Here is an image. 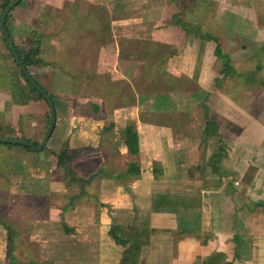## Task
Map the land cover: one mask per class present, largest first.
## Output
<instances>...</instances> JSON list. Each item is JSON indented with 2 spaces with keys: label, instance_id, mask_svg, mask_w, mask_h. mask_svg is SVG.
Segmentation results:
<instances>
[{
  "label": "crops",
  "instance_id": "0c3cea01",
  "mask_svg": "<svg viewBox=\"0 0 264 264\" xmlns=\"http://www.w3.org/2000/svg\"><path fill=\"white\" fill-rule=\"evenodd\" d=\"M10 1L0 0V13ZM80 1L87 5L78 4ZM46 12L50 19L41 21V14ZM101 16L107 17L106 22ZM33 23L43 33L49 34H44L46 42L42 41V62L31 65L29 71L53 99L56 122L41 150L0 143V168L11 174L21 169V161L23 167L28 165L35 169L47 166L49 172L54 169L55 153L64 142L63 138L58 144L54 140L63 137V132H69L68 126L74 122L68 118L73 104L84 105L82 100L70 104L68 99H62V93L57 96L58 93L52 91L55 77L62 81L64 79L59 75H67L69 92L79 99L84 90L100 94L102 84L109 90L119 85L129 89L126 75L131 76L130 68L123 69V78L117 84L111 85L115 81L111 82L109 78V83L106 79L96 84L97 88H94V73L99 78L110 73L109 67L114 68L117 62L120 65L119 62L135 60L136 54L143 52V48L149 46L154 51L159 47V53L153 57L154 67L145 66L144 57H141V75L144 66L154 71L151 92L167 93L170 101L164 107L152 101L144 111H150L152 107L165 114L181 108L186 111L197 109L203 127L195 138L190 133L181 134L178 139H174L177 134H173V130L177 129L174 126L176 119L172 121L171 128L168 117H165L167 122L161 120L152 128L155 133L151 137L161 146V149L156 148L159 158L153 160L160 163V172H154L153 165H150L143 171L141 168L140 174L143 173L153 187L164 183V189H176L171 193H159V196L170 194L182 198L188 205L185 220L190 228L193 225L195 231L192 234L182 233L173 210L151 209L149 220H146L155 231L143 247V262L202 264L211 254L221 252L232 264H264V0H21L8 13L5 22L15 46L29 42L28 33L36 28ZM57 26L65 28L59 36L60 42L54 34ZM101 26H105L103 33ZM133 27L147 30L150 34L143 37L133 31ZM73 36H76L75 42L70 41ZM48 42L57 45L56 56H47L43 44ZM7 47L0 30V136L37 143L42 140L49 125L46 120L49 108L21 79ZM127 47L131 48L129 55L124 51ZM165 47L169 49L163 54ZM218 47L229 58L220 56ZM91 54H97L93 70L82 68L83 73L78 74V66ZM49 61H63L67 69L77 61L79 69L76 73L65 70V75L60 69L52 67L53 63L49 64ZM103 62H109L108 66ZM163 71L177 81V85L172 82L171 90L164 89L156 80ZM178 77L193 82L194 86L186 90ZM65 83L64 80L63 85ZM137 89L135 94L140 92L142 95L143 87ZM183 93L186 99L181 100L179 97ZM188 98L192 101L191 105L185 103ZM130 99L123 97L120 107L113 106L115 117H118L116 110L126 113L127 107L134 106L128 102ZM87 101L88 115L95 116L103 111L106 100ZM139 102L140 106L143 102ZM205 110L209 111V118L219 121V136L203 135L207 116ZM79 117L77 113L70 116L71 119L76 118V122ZM124 119L125 122L130 121L128 117ZM110 122L114 123L113 135L110 136L112 145L117 149L125 148L118 145L120 128L125 123L121 126L115 118L105 125ZM115 127L119 128V138L115 136ZM101 142L105 143V138ZM218 153V157L214 156ZM163 156L167 157L166 160ZM95 163V168L83 170L82 174L75 173L87 176L98 168L97 160ZM50 180L59 181L51 177ZM124 183L128 184L126 180ZM153 201L152 197L151 203ZM119 258L120 254L110 264H116Z\"/></svg>",
  "mask_w": 264,
  "mask_h": 264
},
{
  "label": "rangeland",
  "instance_id": "374dc122",
  "mask_svg": "<svg viewBox=\"0 0 264 264\" xmlns=\"http://www.w3.org/2000/svg\"><path fill=\"white\" fill-rule=\"evenodd\" d=\"M78 4H82L83 6L87 5L86 2L81 1ZM101 18L106 22L107 17L101 16ZM42 19H50L48 12L41 14L40 20L42 21ZM33 26L36 27V24L33 23ZM34 29L43 35L49 34L43 33L38 27ZM54 30V34L58 36L57 39L60 42V37L63 31H65V28H58L57 26ZM132 30L139 32L143 37L150 34V32L147 33V30L140 28L133 27ZM30 31L28 33L29 40L32 36ZM57 39L55 40L58 41ZM75 40L76 36L70 37L71 42H75ZM42 41L46 42L45 40ZM42 41L41 45L43 43ZM43 46L48 53L47 56L50 55V57H53L58 54L56 53L58 52L56 44H50L48 42L47 44H43ZM64 49L68 52L66 46ZM64 49L62 48L61 51H64ZM168 49L165 47L163 54ZM218 50H221L220 56H224L225 59L229 58V55L221 48L218 47ZM124 51L128 55L131 54L130 47L124 48ZM156 53H159V47L154 48L153 51L148 46L143 48V52L140 51L136 54L135 60L132 58V60H126L125 63L119 62L120 65L117 62V65L114 64V68L113 66L109 67L111 70L108 73L109 75L106 73L98 78L94 73L96 76L93 80L95 88L96 84H101L106 79L107 83L110 80L112 82L114 79L115 82L110 83L111 85L117 84L123 78V69L130 68L131 76L127 77L126 75V80L130 82L127 81V85L130 87L129 89L128 86H124L125 88H123V85H119L109 90V88H105L102 84L100 94L95 93V91L89 92V90H84L79 94L80 99L69 92L70 87L68 80H66L67 75L65 72L70 71L76 73L79 69L78 67H80L78 74L83 73L82 68L93 70L95 60H97V54L86 56L87 58H84L82 60L83 62H81L83 64L78 67V62L76 61L70 69L65 67L63 61H49V64L53 63L52 67L55 66L66 75L64 77L57 73V76L62 77L66 83L63 85L64 80H57V77H55L52 91L58 93L57 96L63 94L62 99H68L70 104L74 103L75 100H82L84 102V105L80 103L73 104L71 114L68 115V118L74 122H69L72 123L68 126L69 132H63V137H57L54 140L55 144L61 142L60 139L63 138V141L66 140L68 147L73 150L77 148L86 149L87 152L85 155L75 156L73 158L71 168L74 172L82 174L83 170L88 171L95 168V160H97L98 168L104 164L105 170L113 173V176H110L111 178L108 176L93 178L86 185L85 193L81 195L79 194L80 190L78 187H67L62 179L52 182L50 180L52 175L47 170L49 169L47 166L32 169L28 165L23 167L20 161L19 168L21 169H17V172H10L11 174L0 168V264H11L9 259L10 246L12 247L11 252L14 254L15 260L21 263L32 260L36 264H42L44 262L49 264H110L117 258L121 251V246L116 245L108 236L107 231L110 224L114 222L124 226H134L141 224L143 220H149V214L153 207L152 204L158 198L159 193L176 190L172 188L164 189V183L159 184V186H151L148 183V179L143 177V173L130 175L125 178H118L116 176L124 172L130 162L134 161L138 163L143 171L144 167L149 168L153 164L155 158H159L156 148L159 147L161 149V146L154 141V137H151L155 133L153 132L155 129L152 128L159 121L163 120L167 122L166 118L168 117V123L170 124L168 126L171 128L173 126L172 121L176 119V125L174 126L177 129L173 130V134L177 135L174 139H178L179 137L177 136L181 134L190 133L195 138L196 134H199L203 127L201 115H199L197 109L186 111L185 108H181L176 110V112L165 114L159 113L158 110L155 108L152 109V107L151 112L144 111L152 101L155 104L157 102L162 104V107L167 106L170 101L169 95L152 93L151 89L154 86L150 84L155 80L141 75V57L143 56L145 58L147 55L154 57ZM108 63L103 62L105 66H108L106 65ZM144 63L146 62L143 61ZM45 65L43 64V66ZM119 68H121V71ZM159 76L161 77L159 78L157 76L156 80H164L165 84L166 79H164V76ZM109 78L111 79L109 80ZM178 81H181V85L185 86L184 88L186 90L194 86L193 82L190 83L186 79L180 80V77H178ZM165 85L164 88H167V86L171 87L167 83ZM141 86L143 87V94L141 95L138 92L133 99L128 100L131 103L130 105L134 106L127 107L126 113L123 110H116L118 117H115V108L113 109V106L120 107L123 104V97L130 98V89L135 92ZM67 91L69 93L65 94ZM144 95H146V98H144ZM99 98L100 100L101 98L106 100L104 101L103 111L95 116L88 115L90 110L88 109L89 102L87 100ZM180 98L181 100L186 99V94H180ZM141 100L143 107L141 106L142 104L139 106V101ZM185 103L191 105L192 101L188 98ZM156 111L158 112L156 113ZM73 113H77L80 116L78 122L75 121L76 118H70ZM124 116L128 117L135 124L139 133L140 150L137 154H130L125 148L117 149L115 145L113 146L109 142L110 136L112 135L102 131L103 126L111 119L116 118V122L121 123V126L129 122V120L125 122ZM23 119H27V117ZM114 132L116 138H119V128L115 127ZM102 138H105V143L101 142ZM113 149L116 150L113 151ZM1 158L2 155L0 154V160ZM163 158L166 160L167 157L163 156ZM96 171L92 172L95 173ZM92 172L90 173L92 174ZM124 180L128 184H125ZM165 181L170 182L169 180ZM167 196H169L168 198L171 197L170 194H167ZM152 197L154 201L151 203ZM71 199L73 203L69 204ZM64 226L72 228V230L67 231ZM181 226L186 228V220L182 219ZM9 236L11 238L10 245ZM143 253L142 251V256Z\"/></svg>",
  "mask_w": 264,
  "mask_h": 264
},
{
  "label": "trees",
  "instance_id": "16d2710c",
  "mask_svg": "<svg viewBox=\"0 0 264 264\" xmlns=\"http://www.w3.org/2000/svg\"><path fill=\"white\" fill-rule=\"evenodd\" d=\"M4 6L1 8L3 9ZM8 15L6 17L7 21ZM105 30V26H101L100 31L103 33ZM31 39L29 42L22 43L21 46H16L17 51L21 57L22 62L25 64V66L29 69L31 65L38 64L42 62V58L40 56L41 54V41L45 38V36L41 33H39L35 29H31ZM104 37L103 35H101ZM105 38V37H104ZM8 48V47H7ZM9 50V49H8ZM221 50H218V54H220ZM13 62L15 63L16 68L18 69L19 76L21 79L25 82L27 86L31 89V91L38 96L40 99H42L46 104V100L40 95L35 88L32 87L31 83L28 81L26 78L25 74L23 71L19 68V66L16 64L13 56L11 55ZM146 63L144 65L146 66L147 64L154 67V59L151 56H148L143 59ZM143 68V76L144 77H153L154 71H149L150 68L145 67ZM162 76H164L165 82L169 84L171 87L167 86V88H164L166 83L164 84V80H158L160 81V84L163 86L164 89L171 90L172 88V82L177 85V81L175 80L170 74H168L166 71H163ZM159 78L161 76H158ZM153 79V78H152ZM18 82H20V79H18ZM164 84V85H163ZM151 94V93H150ZM159 94H166L167 93H158ZM146 98V95H144ZM135 97V92L131 91L130 98L133 99ZM160 97V96H158ZM206 111V110H205ZM207 112V116L205 117L206 123H205V128L203 129V135L204 136H219V121L217 122L216 119L214 118H209V111ZM46 120H47V125L49 124L50 121V115H49V110L47 111L46 114ZM46 125V127H47ZM114 126L113 122H110L109 124L103 126V131L108 132L109 135L112 134V128ZM221 141V140H220ZM110 143H112L111 140H109ZM213 143V140L211 141ZM218 143V141L216 142ZM6 145H13V144H8L5 143ZM118 145L125 147L127 151L130 154H137L140 150V137L139 133L135 127V124L131 121L127 122L125 126L121 129V139L118 143ZM219 145V144H217ZM26 149H31L28 146H23ZM217 149L220 151L222 150L219 146H217ZM86 151V149H71L68 147L67 141H64L61 145V148L57 153H55L56 157V164L54 166V169L51 172L52 179L60 180L62 179L65 182V185L67 187H78L80 190L79 194H84L85 193V187L87 184L90 183V181L99 176H113V173L107 172L105 170V165L102 164L99 169L92 174H89L87 176H81L78 175L74 172V170L71 168V162L75 156H78L79 154H82ZM220 154H216L214 156L218 157ZM153 169L155 170L154 172H160V163L157 161H154L153 164ZM141 173V168L138 163L136 162H130L124 172H121L117 174V177H128L130 175H139ZM167 195H162L158 196V198L155 199V201L152 204V209L155 211H162V210H173V212L176 213L177 219H178V227L181 229L182 233L185 234H192L193 231H195L193 225L190 228L189 225L187 224L186 228L184 226H181V221L182 219L185 220V214L188 210V205L182 200V198H177ZM73 200L71 199L69 204H72ZM64 228L67 231H71L72 228H67L64 226ZM155 231L154 228H151L148 224V221L143 220V222L139 225H134V226H124L121 224L117 223H111L108 229V236L113 240V242L116 245L121 246L122 250L120 253V258L116 264H143V256H142V251L144 245L148 244L150 241V236L151 234ZM204 240V239H203ZM201 240V241H203ZM205 241V240H204ZM203 241V242H204ZM11 244V238L9 236V245ZM9 259L11 264H36L32 260L26 262V263H21L15 260L14 254L11 252L12 247L10 246L9 249ZM42 264H49V263H42ZM202 264H232L226 260L225 254L221 252H215L208 256L206 259L202 261Z\"/></svg>",
  "mask_w": 264,
  "mask_h": 264
},
{
  "label": "water",
  "instance_id": "95a60500",
  "mask_svg": "<svg viewBox=\"0 0 264 264\" xmlns=\"http://www.w3.org/2000/svg\"><path fill=\"white\" fill-rule=\"evenodd\" d=\"M21 0H11L5 7L1 10L0 13V30L3 35L4 40L6 41V44L8 46V49L11 52V55L13 56L16 64L19 66V68L23 71L28 81L31 83L32 87L36 89V91L42 95V97L46 100L48 108H49V115H50V121L49 125L47 127V130L42 138L41 141L34 143L30 140L21 139V138H13V137H7V136H0V143H8V144H15V145H21V146H28L31 149L38 151L41 150L46 143L48 142L54 126L56 122V111L53 99L51 96L40 86V84L37 82L33 74L29 71V69L25 66V64L22 62L21 57L17 51V48L11 39L7 29H6V16L8 13L13 9Z\"/></svg>",
  "mask_w": 264,
  "mask_h": 264
}]
</instances>
